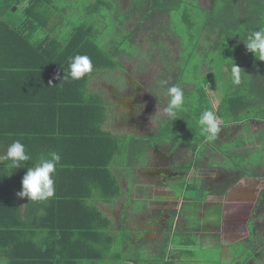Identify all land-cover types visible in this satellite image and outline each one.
<instances>
[{"label": "trees", "instance_id": "16d2710c", "mask_svg": "<svg viewBox=\"0 0 264 264\" xmlns=\"http://www.w3.org/2000/svg\"><path fill=\"white\" fill-rule=\"evenodd\" d=\"M110 11L116 18L123 12V37L130 44L157 43L164 53L154 58L159 68L146 87L166 109L156 123L163 126L152 135L117 136L109 128L105 90L103 96L96 91L100 87L90 88L108 70L125 71L123 59L129 56L116 42L105 48L89 22ZM66 12L54 0H0V88L31 95L27 86L34 84L35 96L58 90L55 109L68 122L58 129V152L23 146L19 153L0 154V264H175L168 259V238L154 256L144 244L130 243L131 233L117 229L98 203L113 207L126 196L113 169L125 154L134 160L168 146L184 158L177 168L190 172L201 168L199 149L216 139L219 120L243 122L242 142L250 136V120L264 122V0H213L210 7L200 0H86L83 20L62 39L58 29ZM17 13L22 16L17 24L8 20ZM174 14L180 29L172 26ZM182 37L193 44L187 58ZM214 78L223 92L217 107L206 90L218 92ZM262 136L264 127L254 134L263 146ZM44 142L37 137L36 148ZM232 149L231 144L223 149L229 159L237 156ZM66 179L76 181L73 187L63 186ZM188 189L196 190L191 184ZM71 204L88 212L56 214ZM134 216L133 211L123 220Z\"/></svg>", "mask_w": 264, "mask_h": 264}, {"label": "rangeland", "instance_id": "374dc122", "mask_svg": "<svg viewBox=\"0 0 264 264\" xmlns=\"http://www.w3.org/2000/svg\"><path fill=\"white\" fill-rule=\"evenodd\" d=\"M85 2L86 0H54V5L59 6L61 9H67V12L62 15V18L65 22L64 24H62L61 28L58 29L59 35L62 39L69 38L73 26L78 25L83 20V8ZM212 2L213 0H200V4L204 7H210ZM106 13L108 14V16H106L104 19L91 17L89 22L94 23L96 32H99L100 34L99 40L105 48H110L111 43L116 42L117 44H119V47L129 55L123 59V62L125 64V71L123 69L110 71L108 70L107 72L103 73L104 80L102 79L100 81H104L107 84L103 85V90H105L107 95H103L104 92L102 89H96V91L101 92L100 94L103 95L104 98L109 102V112L111 116L109 128L114 130V133L117 136L124 137L125 140L129 139V137H131L134 133L137 134L138 132H141L140 129H138V127L135 125V123L131 124L130 120L134 118L136 121H139V115L137 116V111L138 109L140 111V108H142L143 110H148L143 112V120H146V125H148V128L147 126H145L146 131H150L156 126L155 129L157 132L159 129H161V126H163L161 122V125H156L157 119L160 117V114L166 112V109L164 106H161L160 104L155 102V100L145 90L146 87H148L153 82V79L157 73V69L159 68L158 62H160V60H158V62H155L154 58H162L164 56V53L159 50L160 45H158L157 43L140 41L135 45L130 44L129 41L125 40V37H123V35L126 34L123 30V12L119 13L118 18L115 17V11ZM8 18L9 21L17 24L18 21L21 20L22 16L17 13L15 15H11ZM172 19V26L178 27L180 29L179 15L174 14ZM181 40L182 43H184L183 56H185L184 58H187L192 51L193 44L188 43V41L183 39V37L181 38ZM214 82L217 84L218 92H212L211 88L208 87L206 88V90L210 92L209 94L211 96L213 106L217 107L219 101L221 100L223 92L216 79ZM132 84L133 87L131 88ZM110 86L113 87L114 90L110 88ZM124 93L128 94L125 95ZM136 96H139V98L135 102L134 99ZM130 105L132 106V108L130 107ZM154 121L156 122L155 124H153ZM257 126V123L254 122L253 127L256 128ZM218 132V129L215 128L214 133H216V135H214L216 139L214 140L216 141H208L206 143V148L203 150L201 149L202 157L199 156V163H203V160L206 159V162H208L209 160L208 166L213 165L214 161H211L210 158H213V150L217 149L219 144L217 139ZM258 144L261 145V147L255 149L254 151L250 150L247 158H245V163L247 165L249 161L255 163L262 161V157L264 155V145L262 146L261 143ZM256 147L259 146L256 145ZM221 148H225V146L221 145ZM233 157L234 158L230 159L233 162H239L242 159H240L239 154H237V157ZM134 160L130 159L129 156L125 154L121 158L118 165L113 169L116 171V173H118V175H120L124 187L127 188L125 198L128 202H132L133 210L141 211L145 208L146 203L145 201H140V197L138 198L134 196V193L137 191L135 187L136 183L133 182V180L137 179V172L135 171L137 169H140L139 163L142 164V160L138 155L134 158ZM146 177L147 176L144 175L142 171V173L140 174V181L144 182L149 180V178ZM190 184L191 187H195L196 190L202 189V182L199 177L196 176V174L193 177H184L179 180H169L167 181V188L176 197L180 195L179 193H183L184 190H186V192H188V196L190 198H198L196 202L200 201L199 203H197L200 204L203 200L202 191L199 194L198 192L196 193V190L188 189L187 191V186ZM156 187L159 188L158 190L164 192L163 188H160L159 185H156ZM142 189L144 188L142 187ZM163 192L161 193L166 194ZM153 193L156 194V191H153ZM192 198L189 200L195 201ZM133 199H136V202H134ZM188 207L191 210L188 214V218L191 219V215H193V212L196 211L198 214V218L202 223L205 222L207 224H216L218 221H220L221 217H223L221 208L217 207L214 204H208V207L205 211V216H203V218L201 217V212L204 214V211L202 210L200 212L201 206L197 207L199 211L193 210L192 206L188 205ZM215 208L218 210L217 215L216 213H213L215 212ZM188 224L189 226L186 224L188 227H191L193 225L191 220H189ZM186 231L187 230H185V234L180 233L179 231H175L174 233H171V231H167L164 236V239H169L168 242H170V244H174L176 246H181L184 248L182 252V256H184L183 264H232L234 261L238 260L234 258V255H237L238 253L233 247H230L229 245H217L220 244V241L218 239H213L214 241H211L210 239L213 237L210 235H206L207 241H203L205 242L204 244H206L204 246L200 238L198 236L196 237L192 233V230H189V232Z\"/></svg>", "mask_w": 264, "mask_h": 264}, {"label": "flooded vegetation", "instance_id": "af4514ba", "mask_svg": "<svg viewBox=\"0 0 264 264\" xmlns=\"http://www.w3.org/2000/svg\"><path fill=\"white\" fill-rule=\"evenodd\" d=\"M130 107L132 108L131 105ZM140 111L139 109L137 111L139 121H136V123L141 131L140 134H142L146 131L145 126L148 128L146 120H143V112L148 110L140 108ZM131 121H135V119L132 118ZM253 121L248 122V129L250 130V136H247L248 140L244 139V142H242L241 137L243 138L242 135L246 132L243 122L224 125L219 120L218 125L221 126L218 128L219 144L214 153L213 165L208 166L209 160L206 162L205 159L199 165L201 168L195 166L190 172L177 168L184 161L178 149H164L160 152L159 149L154 148L151 162L148 163V166H153V169L147 168L145 172L151 175L150 178L154 181L153 191H156V195H164L161 193L163 191L158 190L159 188L156 185L164 188L169 180L193 177L196 174L201 179V191L205 197L200 204L195 203L192 209L199 211L195 207L201 206L200 212L204 211V214L201 212L202 218L205 216L208 204L216 205L223 212L220 221L216 224H207L199 220L195 211L191 215V219L193 218L191 227L186 225L179 211L174 213L173 210L176 209H170L172 213L167 215L153 212V218L159 224L160 239L164 238L167 231H171V233L179 231L185 234V230H187L186 232L192 230V233L196 237L198 236L205 246L206 244L203 242L207 241L205 233L211 229L215 236L214 239L220 241V244L216 243L217 245H229L237 251L238 254H235L234 258L238 260L232 264H264V155L261 162L249 161L248 165L245 163V158H247L250 150L254 151L261 147L258 144L260 139H255L254 134L262 130L264 122L254 121L258 125L254 128ZM262 139L264 141L263 136ZM227 144L233 145L232 152L236 155L239 154L240 159L242 158L241 161L233 162L228 158L225 150H223L224 148H221V145L225 146ZM256 145L259 147H256ZM210 160L212 161L211 158ZM173 173H177V175H173ZM230 196L234 201L231 204L225 203V200ZM186 201L190 202L188 199ZM213 213L217 215L218 210L215 208ZM210 240L214 241L212 238ZM159 245L158 243L149 248L154 256H160L161 254ZM183 249L181 246L170 245L168 259L183 264Z\"/></svg>", "mask_w": 264, "mask_h": 264}, {"label": "crops", "instance_id": "0c3cea01", "mask_svg": "<svg viewBox=\"0 0 264 264\" xmlns=\"http://www.w3.org/2000/svg\"><path fill=\"white\" fill-rule=\"evenodd\" d=\"M102 79L104 80L103 74L92 79L90 81V88L93 90L96 89V87H100L101 89H104L103 85H107V84L104 81L101 82L100 80ZM27 87H29L30 89L32 88V93H30L31 95L29 94L25 95L23 94L22 91L19 94V92H16L18 88L15 91L14 90L8 91L5 88V86L0 88V154L17 153V152L19 153L23 149V146H28L32 150L41 149V148L42 150H46V149L48 150L55 148L56 151L58 152V129H62L68 126L67 125L68 122L64 120L66 119V114L64 116H60L58 113V108L55 109V107L58 105V100H61L58 98V90H56L55 92H51L49 89H46V87H43L46 89L44 90L45 92L42 95L38 94L37 96H35V89H34L35 85L31 84V86H27ZM132 87L133 84L131 88ZM110 88L113 89V87L111 86ZM89 91L87 93H89ZM145 91L151 96V94L147 90ZM138 98L139 96H136L134 101L136 102ZM155 102H157V100H155ZM78 105L79 103L75 104V106ZM132 123H135V125L138 127L136 120L131 121V124ZM155 123L156 122L154 121L153 124ZM154 129H151L150 131H146L145 133L143 132L142 134H140V132H138L137 134L134 133L133 135L138 137H145L148 135H152L151 132ZM37 137L42 138L45 142L43 143V146L40 147L38 146L36 148ZM154 148L159 149L160 152H162V150L164 149L174 150L173 148H169L168 146H165L161 149L155 146L144 156L139 157L142 160V164L139 163L140 169H137L135 171L137 172V179L135 185L137 192L134 193V196L138 198L140 197V201H145L146 203L144 208L145 211L133 210L132 202H128L127 199L125 198L126 196L124 197V199L118 201L113 207L112 205L104 204L102 202L98 203L100 208L114 219L117 229H120V227L121 228L124 227L126 229V232L131 233L130 243H133V245L144 244L148 248L154 247L155 244H158L164 239V238L161 239L159 238V224L157 220L153 218V212L163 213L167 215L172 213V210L170 209L172 208L176 209L173 211L176 212L179 211L180 216L184 219L186 224L189 225L188 222L189 220L192 219L188 218V214L190 211L188 205L193 206L195 203H199V201L196 202L197 200L195 201L190 200V202H187L186 200L187 199L189 200L192 197L189 198V196H187L188 193L186 192V190H184L183 193H179L180 195L176 197L175 195H173L171 191H168L169 189L167 188V185L163 188L166 194L156 195L155 193H153L154 181L152 180V178H150L151 175L146 174L145 171H147V168L153 169V166L151 165L148 166V163L151 162L152 159L151 155ZM205 148H206V144L200 147L198 153L202 154V150ZM54 158L55 159L57 158L56 163L58 164V155L57 157ZM142 171L143 174L147 176L146 178H149V180L144 182L140 181V174L142 173ZM55 177L58 179V172L55 175ZM47 178L48 177H46V179ZM68 180L65 181L63 186L73 187V184L76 181L73 179L69 181ZM142 187L144 188V190L142 189ZM139 188H140V192L138 191ZM57 191H58V186H57ZM40 194L41 193H39L38 198H40L39 197ZM56 195L58 197V193ZM133 201L136 202V199H133ZM233 201L234 199L232 198V196H230L228 197V199L225 200V203L231 204ZM48 202L42 204L46 205ZM22 204H25V202H23ZM72 206L74 205L71 204L68 207L67 205H64V207H61L60 209L58 208V212H56V214L62 216V214L64 215L65 213H67L69 215H74L73 217H77L83 212H88L84 208L77 209ZM197 207L198 206H196L195 208ZM26 209L29 210V207ZM116 210H117V215H116ZM133 211L135 213V216L131 218V220L128 222L124 221L123 218L128 217L129 214H131V212ZM206 235L212 236L213 237L212 239L215 238L214 234L211 232V229L207 230L205 236ZM126 240L127 242L129 241L128 238H126ZM51 242L56 243V245L58 244V242L54 239Z\"/></svg>", "mask_w": 264, "mask_h": 264}, {"label": "water", "instance_id": "95a60500", "mask_svg": "<svg viewBox=\"0 0 264 264\" xmlns=\"http://www.w3.org/2000/svg\"><path fill=\"white\" fill-rule=\"evenodd\" d=\"M177 173H173V175H176Z\"/></svg>", "mask_w": 264, "mask_h": 264}]
</instances>
